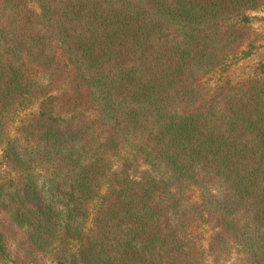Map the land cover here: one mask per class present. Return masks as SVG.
Instances as JSON below:
<instances>
[{"label":"trees","instance_id":"16d2710c","mask_svg":"<svg viewBox=\"0 0 264 264\" xmlns=\"http://www.w3.org/2000/svg\"><path fill=\"white\" fill-rule=\"evenodd\" d=\"M263 7L0 0V255L264 264V65L205 82Z\"/></svg>","mask_w":264,"mask_h":264},{"label":"rangeland","instance_id":"374dc122","mask_svg":"<svg viewBox=\"0 0 264 264\" xmlns=\"http://www.w3.org/2000/svg\"><path fill=\"white\" fill-rule=\"evenodd\" d=\"M250 15L253 18L251 24L254 31L253 46L252 48L244 47L243 51L251 50L252 54L245 57L243 53H239L229 61L225 71H219L210 78H207L205 82H207L210 89H214L221 79L227 78L233 82H237L241 79L257 76L261 72V65H264V7L259 11L251 12ZM47 80L48 79H46V81ZM36 108L37 105L28 111H20L18 115H16L12 125V135L16 134V128L19 126L20 120L32 110H36ZM140 169L142 170L143 168ZM8 174V169L0 166V180L6 178ZM14 253L15 247H8L7 252H3V255H0V264H13ZM237 253L238 252L234 251V254H231L229 257V261L223 260L221 264H236V259L240 257ZM40 261L41 264H56L51 256H45L41 258ZM208 264H214V262L209 261Z\"/></svg>","mask_w":264,"mask_h":264}]
</instances>
